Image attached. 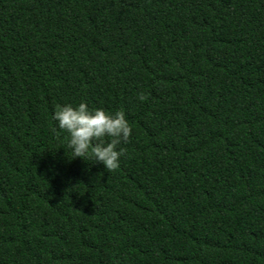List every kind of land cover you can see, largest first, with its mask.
Wrapping results in <instances>:
<instances>
[{
  "label": "trees",
  "instance_id": "obj_1",
  "mask_svg": "<svg viewBox=\"0 0 264 264\" xmlns=\"http://www.w3.org/2000/svg\"><path fill=\"white\" fill-rule=\"evenodd\" d=\"M81 101L117 169L53 133ZM0 264H264V0H0Z\"/></svg>",
  "mask_w": 264,
  "mask_h": 264
},
{
  "label": "clouds",
  "instance_id": "obj_2",
  "mask_svg": "<svg viewBox=\"0 0 264 264\" xmlns=\"http://www.w3.org/2000/svg\"><path fill=\"white\" fill-rule=\"evenodd\" d=\"M136 98L144 102L147 94L138 91ZM51 120L55 122L53 133L56 130L65 133L64 139L71 158L99 162L109 171L119 167L124 152L118 145L127 143L132 132L123 111L109 112L102 107L92 108L81 101L76 105H57Z\"/></svg>",
  "mask_w": 264,
  "mask_h": 264
}]
</instances>
